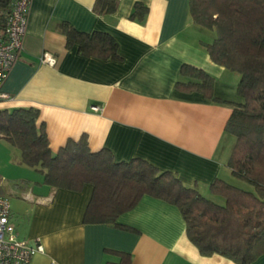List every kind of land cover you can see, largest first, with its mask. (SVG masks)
<instances>
[{
  "label": "crops",
  "instance_id": "obj_1",
  "mask_svg": "<svg viewBox=\"0 0 264 264\" xmlns=\"http://www.w3.org/2000/svg\"><path fill=\"white\" fill-rule=\"evenodd\" d=\"M137 1L148 7L142 21L129 17ZM93 2L31 0L23 47L2 84L8 97L0 109H38L36 123L43 124L53 154L67 140L85 136L90 151L107 148L117 162L144 159L213 200L219 199L209 185L217 178L242 186L227 165L234 139L224 131L232 104L242 102L236 92L240 75L211 59L203 43L214 33L193 22L189 0H118L109 14L94 12ZM60 22L109 33L120 60L67 47ZM42 55L53 62L41 61ZM183 64L212 75L213 97L224 102L178 88V81L190 80L180 75ZM7 176L12 183L6 188ZM42 178L0 139V194L9 198L10 220L20 238L39 237L44 246L30 264L115 261L106 249L130 253V264H236L219 254L201 255L174 204L143 195L117 218L136 231L85 223L92 186L52 188ZM250 264H264V253Z\"/></svg>",
  "mask_w": 264,
  "mask_h": 264
},
{
  "label": "trees",
  "instance_id": "obj_2",
  "mask_svg": "<svg viewBox=\"0 0 264 264\" xmlns=\"http://www.w3.org/2000/svg\"><path fill=\"white\" fill-rule=\"evenodd\" d=\"M13 0H0V36ZM118 0H94L92 10L109 14ZM148 7L135 2L130 19L142 21ZM195 24L214 33L204 42L211 59L239 73L236 92L224 131L234 144L227 161L242 186L217 178L209 191L219 200L202 195L196 185L187 186L172 171L160 170L144 159L117 162L107 148L90 151L85 136L67 140L53 154L43 124L37 125L38 109H0V139L20 152V162L38 171L52 188L80 191L85 184L92 193L83 214L85 223H105L125 230L136 229L117 222L143 195L178 207L188 239L204 256L219 254L236 264H250L264 253V0H189ZM58 29L67 47L80 54L120 60L118 44L106 32H82L67 22ZM180 75L190 78L176 86L213 97L214 78L206 71L183 64ZM116 260L104 264H130L131 254L106 249Z\"/></svg>",
  "mask_w": 264,
  "mask_h": 264
},
{
  "label": "built area",
  "instance_id": "obj_3",
  "mask_svg": "<svg viewBox=\"0 0 264 264\" xmlns=\"http://www.w3.org/2000/svg\"><path fill=\"white\" fill-rule=\"evenodd\" d=\"M31 0H13L0 36V101L8 97L1 87L23 47ZM41 61L53 62L42 55ZM94 110L97 107H92ZM44 251L39 237L23 239L10 220L9 198L0 194V264H30L31 258Z\"/></svg>",
  "mask_w": 264,
  "mask_h": 264
},
{
  "label": "rangeland",
  "instance_id": "obj_4",
  "mask_svg": "<svg viewBox=\"0 0 264 264\" xmlns=\"http://www.w3.org/2000/svg\"><path fill=\"white\" fill-rule=\"evenodd\" d=\"M229 135V134H228ZM231 136V135H230ZM234 139V138H233ZM3 174V173H1ZM6 174V173H5ZM7 175V174H6ZM2 176V175H1ZM3 185L7 188L9 185H11L12 180L10 179V176L5 177V179H2Z\"/></svg>",
  "mask_w": 264,
  "mask_h": 264
}]
</instances>
